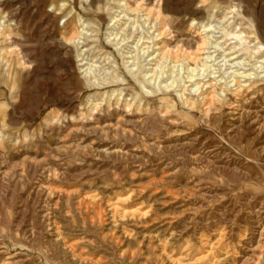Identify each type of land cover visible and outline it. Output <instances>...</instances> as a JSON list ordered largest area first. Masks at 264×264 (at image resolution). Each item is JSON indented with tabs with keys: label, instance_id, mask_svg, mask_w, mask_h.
I'll return each mask as SVG.
<instances>
[{
	"label": "rangeland",
	"instance_id": "374dc122",
	"mask_svg": "<svg viewBox=\"0 0 264 264\" xmlns=\"http://www.w3.org/2000/svg\"><path fill=\"white\" fill-rule=\"evenodd\" d=\"M0 264H264V0H0Z\"/></svg>",
	"mask_w": 264,
	"mask_h": 264
},
{
	"label": "bare ground",
	"instance_id": "6f19581e",
	"mask_svg": "<svg viewBox=\"0 0 264 264\" xmlns=\"http://www.w3.org/2000/svg\"><path fill=\"white\" fill-rule=\"evenodd\" d=\"M145 12V11H144ZM145 16H146V14H145ZM115 17V16H114ZM150 17H151V15L150 14H148L147 15V17H146V22H149L150 21ZM136 18V17H135ZM160 19V18H159ZM114 23H116L115 21H114ZM145 25V24H144ZM146 26H147V23H146ZM148 27V26H147ZM152 27H154V26H152ZM139 28V27H138ZM84 30V29H83ZM121 30V29H120ZM135 30V29H134ZM81 34V33H80ZM88 35V32L86 31V32H84L83 31V33H82V35ZM240 36V35H239ZM122 37L120 36L119 37V34H117V36H116V39H117V41L118 40H120ZM150 38V37H149ZM156 38H154V40H155ZM73 40H75V41H77V43H79L78 42V40L79 39H77L76 37H74L73 38ZM72 39H70V41H73ZM153 40V41H154ZM152 42V41H151ZM158 45V44H157ZM147 48V47H146ZM148 49V48H147ZM138 50V49H137ZM136 50V53H135V55H134V60H133V62H134V67L137 65V62H136V59H137V56H138V51ZM79 56H81V58H80V60L81 61H84V60H86V58H85V56H84V54H83V51L82 52H80V54H79ZM208 57V56H207ZM176 58V57H175ZM82 65L84 66L85 65V62H84V64L82 63ZM174 67V66H173ZM84 72H85V75H86V77H88V78H92L93 76H94V74H93V66L90 64L89 65V67H87L85 70H84ZM163 73V72H162ZM155 76H157V75H155Z\"/></svg>",
	"mask_w": 264,
	"mask_h": 264
}]
</instances>
